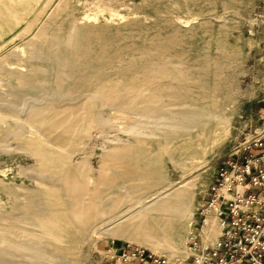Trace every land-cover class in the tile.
Masks as SVG:
<instances>
[{"label":"bare ground","instance_id":"6f19581e","mask_svg":"<svg viewBox=\"0 0 264 264\" xmlns=\"http://www.w3.org/2000/svg\"><path fill=\"white\" fill-rule=\"evenodd\" d=\"M89 1L0 3V145L14 142L33 159L25 173L38 184L34 189L5 187L18 201L0 213V264H70L79 245L98 236L162 251L167 264L187 255L193 186H164L159 166L167 158L188 169L185 152L194 149L189 157L194 160L207 128L227 124L222 100L228 93L223 98L219 91L226 85L225 70L235 68L230 65L235 53L199 57L212 67L192 73L183 51L175 59L163 55L179 48L182 39L158 37L145 42L139 64L133 57L122 63L119 54L134 46H117L115 56H107L106 43L94 32L98 18L84 12L94 8L115 19V2L95 0L89 7ZM6 36L18 39L22 50L4 52ZM91 43L97 46L94 52ZM104 108L149 120L151 129L165 134L158 152L145 149L151 134L128 131L134 144L108 150L96 175L84 159L72 163L70 153L79 150L89 130L111 123L110 116H101ZM117 181L125 184L123 189L115 188ZM214 209L202 227L206 241L221 231Z\"/></svg>","mask_w":264,"mask_h":264},{"label":"rangeland","instance_id":"374dc122","mask_svg":"<svg viewBox=\"0 0 264 264\" xmlns=\"http://www.w3.org/2000/svg\"><path fill=\"white\" fill-rule=\"evenodd\" d=\"M2 1L0 0V3ZM110 1L115 2L112 4V9L114 13L116 11L117 15L114 17L115 19L109 17L107 11L99 14L94 8L84 9V12L86 11L85 13L88 15L91 11V16L98 18V28L94 32H97L101 44L106 43L107 56H115L114 51L118 47L134 46V49H127L128 53L124 50L123 53L119 54L122 63L133 57L139 64L142 61V58H139L140 50L146 45L145 42L158 37L178 36L182 39L183 43L179 48L168 50L163 55L174 57L175 54L183 51L185 67L187 65L192 73H200L203 69H211L212 67L205 65L202 58L199 57L208 55L212 59H218L216 57L222 50L226 53H235L233 57L235 59H232L230 63L231 65L233 62L232 65L235 68L225 70L226 85L221 90L219 89V95L222 93L223 98L228 93L222 100L223 103H226L227 124L212 125L207 128L206 142L203 143L204 145L202 144L203 146L201 145V148H197L194 160L189 158L194 149L185 152V157L190 163L188 169H180L167 158H164L159 166V173L164 179V186H193L189 191V194H192L193 211L191 233L185 242L187 255L184 259L178 258L173 263H169L178 264L187 259L193 246L203 247L206 245L205 247L210 248L215 244L214 242L220 233L213 241H206L201 231L210 210L214 208L216 211L225 210L226 206H219L222 202L221 198L215 200V194H222L219 193V189L224 177L231 172L230 164L235 163L236 166L241 167L252 156L257 159L256 176L258 172L264 171L261 163L264 157V140L260 147L251 145L246 150H242L245 142H247L246 138L255 137L257 129L264 124V0H147L150 7H144L143 0ZM93 2L95 0L87 2L90 3L89 7ZM80 14L81 11L79 10L76 16H80ZM131 22L137 23V25H129ZM89 24L92 25L93 23L90 22ZM6 39H8L6 40L8 46L6 45L4 48V52H10L14 49L22 50L23 46L18 39L10 41L12 38L9 36ZM90 49L94 52L97 50V46L91 43ZM110 70L114 71L115 69L111 68ZM205 79L208 81V77ZM102 112L103 119L112 117L108 118L111 123L104 129L93 128L89 130L83 138V144L79 150L70 153L69 158L72 163L84 159L93 169L91 174L96 175L101 158L107 154L108 150L113 147H127L134 144L135 137H131L127 133L128 131H136L142 135L151 134L152 138L146 139L145 149L147 151L156 153L161 148L165 134L161 133L160 129H151L149 120L137 119V116L130 112L115 114V111L106 108ZM141 121L144 126H141ZM163 128L165 131L164 126ZM102 130L105 132L102 133ZM169 138L171 141L177 142V140L172 139V136ZM16 147L14 142L6 147L0 145V213L1 211H9L11 204L18 201L12 194H7L5 187H9L11 190H17L20 187L34 189L38 185L31 176L25 173V170L34 166L33 159L17 150ZM87 155H90L91 158H86ZM247 183L245 182L244 185ZM123 185L125 184L117 181L115 188L123 189ZM242 190L238 192H242L246 196L264 197L263 188ZM216 218L219 219L220 217ZM102 228L107 229L108 226L105 225ZM96 238V240L91 238L80 244V248L74 251L75 257L70 258L72 260L70 264H103L109 260L106 254L113 253L118 256L121 253L133 251L157 258L164 263L168 258L166 253L162 251L153 252L145 246L125 239L104 236ZM204 240L206 244H204Z\"/></svg>","mask_w":264,"mask_h":264},{"label":"built area","instance_id":"2783aa9c","mask_svg":"<svg viewBox=\"0 0 264 264\" xmlns=\"http://www.w3.org/2000/svg\"><path fill=\"white\" fill-rule=\"evenodd\" d=\"M255 133V137L246 138L243 151L251 145L260 147L263 144L264 124ZM256 163L257 159L250 156L241 167L230 164L231 172L224 177L219 189L222 194H215V200L221 198L219 206H226L224 211H216L221 231L215 244L210 248L193 246L187 259L178 264H264V197L238 192L264 189V171L256 176ZM261 163L264 167V157ZM225 184L228 185L226 190L223 189ZM226 192L229 194H224ZM106 257L109 260L103 264H165L134 251L118 256L106 254Z\"/></svg>","mask_w":264,"mask_h":264}]
</instances>
